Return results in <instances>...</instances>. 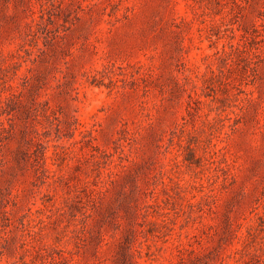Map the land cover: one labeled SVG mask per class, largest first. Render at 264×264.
Segmentation results:
<instances>
[{"label": "rangeland", "instance_id": "obj_1", "mask_svg": "<svg viewBox=\"0 0 264 264\" xmlns=\"http://www.w3.org/2000/svg\"><path fill=\"white\" fill-rule=\"evenodd\" d=\"M0 264H264V0H0Z\"/></svg>", "mask_w": 264, "mask_h": 264}]
</instances>
